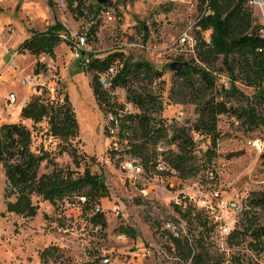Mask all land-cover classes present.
<instances>
[{
    "label": "rangeland",
    "instance_id": "obj_1",
    "mask_svg": "<svg viewBox=\"0 0 264 264\" xmlns=\"http://www.w3.org/2000/svg\"><path fill=\"white\" fill-rule=\"evenodd\" d=\"M47 1L0 0V124L21 123L32 133V150L43 148L55 155L58 165H67L78 174L87 167L91 174L101 176L107 195L98 206L106 228L93 226L92 212L83 207L68 210L62 202L53 205L38 197L31 199L37 207L34 217L5 213V177L0 166V264H43L39 254L47 248L55 250L48 264H93L97 259H107L108 264H189L173 251L166 226L170 221L179 223L183 234L190 238L194 234L195 238V226L190 228L172 208V203L181 201L182 196L197 211L205 212L214 224L201 240L212 253L222 257L224 264L231 257H238L244 264H264V237L256 244L248 236L239 245L230 243L233 229L241 230V224L249 220L245 214L264 228V211L249 206L252 198L264 193V128H250L228 114L218 117L214 184H203L198 178L183 182L175 177L149 179L144 174L130 179L122 164L131 159L110 155L112 141L104 133L107 119L92 94L90 75L84 73L71 53L70 42L83 36L87 52L103 56L119 51L135 61L148 62L162 72L165 108L161 117L189 126L197 118L195 107L175 104L177 95L169 98L171 88L174 93L184 89V82L174 77L169 66L177 59H181L177 63L190 64L193 45L180 39L183 35L194 38L202 1L110 0L112 5L105 10H110L112 21L99 15L97 32L90 36V25L84 19L74 20L65 0H52V8ZM250 7L257 22L264 26V0H251ZM55 22L63 25L65 32L60 33L62 42L53 57L16 53L29 30L44 31ZM37 62L42 67L35 75ZM214 75L216 89H227L229 80L225 73L218 71ZM22 79L29 84L23 86ZM235 88L242 96L218 95L217 100L226 102L227 107L245 108L253 89L240 82L235 83ZM9 93L16 94V104L5 102ZM65 95L78 126V136L72 141L82 156L78 168L67 154L57 156L60 140L49 136L46 121L33 125L20 117L22 98L26 103L33 96L43 101H61ZM115 95L119 102H125L123 90H117ZM251 142H258L261 151L253 148ZM45 172L43 163L39 173ZM142 191L146 194L142 195ZM126 230L130 232L125 233Z\"/></svg>",
    "mask_w": 264,
    "mask_h": 264
},
{
    "label": "trees",
    "instance_id": "obj_2",
    "mask_svg": "<svg viewBox=\"0 0 264 264\" xmlns=\"http://www.w3.org/2000/svg\"><path fill=\"white\" fill-rule=\"evenodd\" d=\"M65 1L74 20L84 19L90 25L88 35H95L98 17L105 9L97 4V0L91 3ZM201 1L194 24L190 64L184 70L173 71L174 77L184 82V89L179 88L175 93L174 88L169 91V98L179 96L175 104L194 105L197 118L189 126L161 117L165 108L162 72L148 62L135 61L116 51L103 56L87 52L88 64L82 66L79 63L84 73L90 75L92 94L107 119L104 133L112 141L110 155L128 156L149 179L175 177L183 182L198 178L203 184H214L218 117L228 114L250 128H264V27L254 17L250 0ZM47 4L52 8V0ZM61 32H65V28L57 22L44 31L29 30L16 53H28L35 58L53 57L55 48L62 42ZM179 61L181 59H177ZM39 67L42 65L37 62L33 70L35 75L39 73ZM218 71L227 76V89H216L214 73ZM236 82L253 89L245 108L234 109L227 107L223 100H217L218 95L242 96L235 88ZM117 90L125 92L124 103L118 101ZM20 117L33 125L46 121L49 136L60 140L57 156L67 154L75 167H80L82 156L72 145L78 136V126L66 95L61 101H43L39 96H33L22 107ZM261 157L264 159V151ZM43 163L47 172L39 173ZM0 166L5 177V213L34 217L37 207L33 205L32 197L54 205L82 196L85 198L84 210L92 212L93 226L106 228L104 214L93 213L94 207L107 195L104 179L91 174L87 167L78 174L67 165H58L55 155L43 148L32 150V133L21 123L0 124ZM249 206L264 211V193L252 198ZM172 208L190 228L195 226L197 232L194 238L190 231V238L179 229V223L169 222L175 232L167 233L176 255L189 264H224L222 257L212 253L201 240L208 236L214 225L207 214L197 211L187 198L181 199L179 204L172 203ZM244 218L249 220L241 224V230L233 229L230 243L239 245L246 236L255 244L260 243L264 228L247 214ZM128 232L130 230L125 233ZM52 251L55 250L47 248L39 254L43 264H48ZM93 264L103 263L97 259ZM226 264L244 263L238 257H231Z\"/></svg>",
    "mask_w": 264,
    "mask_h": 264
},
{
    "label": "built area",
    "instance_id": "obj_3",
    "mask_svg": "<svg viewBox=\"0 0 264 264\" xmlns=\"http://www.w3.org/2000/svg\"><path fill=\"white\" fill-rule=\"evenodd\" d=\"M250 5H251V0L249 2V6ZM101 14L108 21H112L113 17H112V15L110 13V10H103ZM180 41L181 42H187V41L189 42L190 41L192 43L193 47H194V38L193 39H189V37H187L186 35H183L181 37ZM205 41L208 42V38L207 37L205 38ZM70 43L72 45L71 53H72L73 58L78 63H80L82 66H86L88 64V58L85 55V53H87V51L85 49V45L87 44L85 37H83V36L77 37V38H75L74 41L72 40V42H70ZM193 47H192V49H193ZM20 83L23 86H27L29 84V81L22 79L20 81ZM5 102L7 104H9V105H14V104H16L18 102V98H17L16 94L9 93L6 96ZM25 103H26V100L24 98L20 99V104L21 105H25ZM250 144L256 150H260V145L258 144V142H251ZM122 170L126 173L127 177L130 178V179L131 178L132 179L139 178L140 176H142L144 174L143 169L140 166H138L133 160L123 162ZM145 194L146 193L144 191H142V195H145ZM182 199H183V196H182ZM84 203H85V198L82 197V196L77 197L74 200L73 199H71V200L65 199V200L62 201V204L68 210H74L77 206L82 208L84 206ZM175 203L179 204L180 200H179V202H175ZM93 213H102V211H101V209H100V207L98 205L94 207ZM166 226H167V228H169V231L174 229V228H172V226L169 223L166 224ZM171 232L174 233V231H171ZM102 263L103 264H108V260L104 259L102 261Z\"/></svg>",
    "mask_w": 264,
    "mask_h": 264
},
{
    "label": "water",
    "instance_id": "obj_4",
    "mask_svg": "<svg viewBox=\"0 0 264 264\" xmlns=\"http://www.w3.org/2000/svg\"><path fill=\"white\" fill-rule=\"evenodd\" d=\"M97 4L101 6L103 9H108L111 7L112 3L110 0H97ZM187 67V63H173L169 66V68L174 70H184Z\"/></svg>",
    "mask_w": 264,
    "mask_h": 264
},
{
    "label": "bare ground",
    "instance_id": "obj_5",
    "mask_svg": "<svg viewBox=\"0 0 264 264\" xmlns=\"http://www.w3.org/2000/svg\"><path fill=\"white\" fill-rule=\"evenodd\" d=\"M19 108V107H18ZM18 114V113H17Z\"/></svg>",
    "mask_w": 264,
    "mask_h": 264
}]
</instances>
